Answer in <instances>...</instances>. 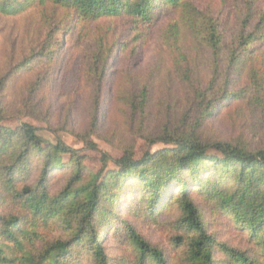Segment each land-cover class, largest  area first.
I'll return each mask as SVG.
<instances>
[{"label": "rangeland", "instance_id": "1", "mask_svg": "<svg viewBox=\"0 0 264 264\" xmlns=\"http://www.w3.org/2000/svg\"><path fill=\"white\" fill-rule=\"evenodd\" d=\"M192 2L202 12L226 20L223 33L227 42H231L232 37L241 31L249 5H252L254 13L264 11V0ZM52 14L50 9L31 8L13 18L0 15V78L13 72L10 78H15L5 92L6 113L0 125L16 129L22 124H30L49 143L63 141L78 150L84 166L92 174H98L103 169L106 172H119L115 161L124 155L127 148H134L137 160L147 153L168 148L162 143L152 145L146 136H157L168 125L174 128V123L190 111L196 116L192 110L194 89L185 80L187 72L192 71L190 76L195 85L201 86H206L214 75L211 52L201 46L190 32L182 12L159 4L156 18L147 30L134 31L133 25L126 19L118 23L114 41L120 50L108 65L109 75L103 85L97 132L92 128L95 85L90 83L87 72L95 51L98 24L78 25L75 20L66 22V34H59L61 43L51 62L40 60L31 70L22 71L14 77L18 73L15 67L31 54V50L39 51L42 42L48 39L51 32L48 20L54 16ZM62 16L58 13L56 18L61 20ZM168 36H171L170 39ZM181 54L187 58V63L180 59ZM220 66L222 75L216 94H220L224 88L228 74L231 75V86L240 84L237 89L245 85L250 88L246 81L247 72H229L228 61ZM252 67L256 70L253 84H259L264 89L261 85H264V43L254 50ZM144 86H148L151 91L147 114L132 116L122 95L137 93ZM256 90H253L250 99L225 102L217 112L207 117L201 130L203 137L248 146L254 150L264 149V109L261 108L264 101L256 99L259 96L264 100V91L259 93ZM88 134H92L91 138L98 150L86 148L83 138ZM105 154L110 157L107 166L103 161ZM210 155L220 158L215 152ZM63 159L66 165L70 163L69 156ZM32 162L35 164L31 172L20 174L23 175L20 189L28 182H37L42 173V162H38L37 158H33ZM212 165L211 162L207 163L209 172L203 175L208 185L216 181ZM71 172L55 173L51 179V195L55 197L64 191ZM141 186L140 181H127L112 193L114 202L105 204L103 213L108 215L111 222L107 231H101L99 237L106 248L109 264H142L138 251L131 243L129 227L160 249L167 264H186L190 235L182 225L181 208L173 202V197L181 193L179 186L172 191V202L166 201L156 211L152 209L155 206L152 203L156 201L152 199L150 191ZM171 190L172 187L169 192ZM190 197L199 208L209 233L216 240L215 264H235L234 259L226 254V248L245 252L256 263L264 264L263 248L252 242L249 234L210 195H205L197 188L190 192ZM15 205L9 199L6 202L0 200V217L16 212ZM71 233L55 222L40 223L37 233L30 237L31 243L25 241V248L7 241L6 256L13 260L19 259L30 249L37 251L44 242L66 240ZM68 260L67 264H93L88 250L77 246L72 247ZM143 264L156 263L148 259Z\"/></svg>", "mask_w": 264, "mask_h": 264}, {"label": "trees", "instance_id": "2", "mask_svg": "<svg viewBox=\"0 0 264 264\" xmlns=\"http://www.w3.org/2000/svg\"><path fill=\"white\" fill-rule=\"evenodd\" d=\"M159 4L181 11L190 32L212 54L210 61L214 75L206 86L195 85L190 76L192 71L185 75V80L194 89L192 110L199 117L193 116L190 111L174 123V128L168 125L161 134L146 136L152 145L162 143L168 148L147 153L141 160L136 159L133 147L127 148L124 155L115 161L119 172L103 169L98 174L88 172L78 150L61 140L56 144L49 143L30 124H22L16 129L0 125V200L6 202L9 199L17 209L0 217V264H67L74 246L87 249L93 264H109L106 248L99 237L101 231H107L111 222L103 210L106 209V202H114L112 193L127 181H140L141 187L150 191L156 201L152 203L155 204L153 211L166 201L171 203L172 191L179 186L181 193L173 197V202L181 208L182 225L190 235L186 264H215L216 240L190 197V192L197 188L210 195L249 234L252 242L264 250V149L254 150L240 144L208 140L201 132L204 120L225 102L250 99L256 89L263 93L264 89L252 82L256 80L252 64L254 50L264 43V11L254 13L252 5H249L241 31L232 37L231 42H227L223 33L226 20L202 12L192 0H0V15L6 18L19 16L31 8L50 9L54 15L48 20L51 25L48 39L42 42L39 51L31 50V54L15 67L18 73L14 77L22 71L31 70L40 60L50 61L54 57L61 43L59 34H66V22L75 20L78 25L98 24L95 51L87 72L90 83L95 85L92 128L97 132L103 85L109 75L108 65L120 50L114 41L116 27L126 19L133 25L134 31L150 29ZM58 13L63 15L61 20L56 18ZM179 56L188 62L182 54ZM226 61L229 72H247L246 81L250 88L245 85L237 89L240 84L231 86V75L228 74L224 88L216 94L222 75L220 65ZM11 74L0 78V123L6 113L5 92L15 81V78H10ZM39 81L41 79L37 87ZM122 96L132 116L147 114L151 98L148 86L137 93ZM256 99L264 101L259 96ZM261 108L264 109V106ZM91 137L92 134H88L83 138L86 148L98 150ZM211 152L217 153L220 158L210 155ZM64 156L70 157L68 165ZM33 158L42 162V173L37 182H28L20 189L19 184L23 182V175L20 174L31 172L35 164ZM109 159L108 155L103 156L105 166ZM208 162L213 163L216 172V181L212 185H208L203 178L209 172ZM68 170L72 172L67 187L54 197L51 195V179L58 171ZM52 222L72 233L66 240L44 242L40 250L30 249L19 259L7 258V241L25 248V241L31 243L30 237L37 233L40 223ZM128 232L142 264L148 259L156 264H167L160 249L152 246L135 229L129 227ZM226 254L234 259L235 264H258L245 252L226 248Z\"/></svg>", "mask_w": 264, "mask_h": 264}]
</instances>
